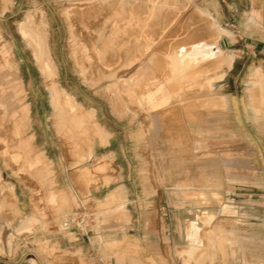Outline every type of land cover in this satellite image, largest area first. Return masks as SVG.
I'll list each match as a JSON object with an SVG mask.
<instances>
[{
    "label": "rangeland",
    "instance_id": "374dc122",
    "mask_svg": "<svg viewBox=\"0 0 264 264\" xmlns=\"http://www.w3.org/2000/svg\"><path fill=\"white\" fill-rule=\"evenodd\" d=\"M103 1L8 0L7 10L0 14V50L3 44L9 48L5 56L0 53V98L6 103L0 108V264H195L198 260L185 261L176 249L169 253L167 246L157 244L152 247L154 256L163 254L170 260H144L143 246L131 241L188 240L192 222L206 232H200L204 244L198 253L210 259L202 264H258L241 259L244 252L264 259V102L260 101L264 51L250 47L264 38L244 36L242 26L244 12L254 20L259 19L258 12L251 10L249 0H155L149 22L159 33L157 40L107 80L84 46L86 28L106 16L100 11ZM260 1L255 0V9ZM28 13L43 17L47 25L53 65L49 78L37 67L18 29ZM229 14L235 16L237 34L226 22ZM197 17L204 24L214 22L232 37H212L215 43L197 68L167 81L166 55L177 46L189 47L209 30V23L206 31L203 19ZM218 42L225 45L222 51ZM3 57L11 62L12 71L2 68ZM213 60L219 64L211 68L204 64ZM154 82H162L173 99L150 111L136 104L130 92L136 85L138 94L143 84L150 89ZM52 86L63 99L72 97L81 113L98 110L101 124L116 131L117 140L129 143L134 154L128 161L136 177L137 204L125 208L94 201L98 223L105 228L76 246H71L72 237L64 228L70 205L52 187L51 160L57 159L66 174L78 175L85 185L99 169L92 160L84 163L89 141L81 135L92 133L91 125L76 131L61 127L51 106ZM221 97L229 103H222ZM160 190L169 193L164 211L160 204L156 211ZM22 192L29 198L25 214L20 213ZM51 193L54 201L49 199ZM145 199L153 204L143 203ZM120 207L123 210L118 211ZM206 215L212 216L207 224ZM27 219L31 222L23 227ZM164 221L170 224L168 230L161 227Z\"/></svg>",
    "mask_w": 264,
    "mask_h": 264
},
{
    "label": "bare ground",
    "instance_id": "6f19581e",
    "mask_svg": "<svg viewBox=\"0 0 264 264\" xmlns=\"http://www.w3.org/2000/svg\"><path fill=\"white\" fill-rule=\"evenodd\" d=\"M6 1L8 0H0L1 15L7 10V6H5ZM103 2L104 4H102V8L100 9V11L102 10V12H106V16L104 14V17L101 18V21L94 25L90 24L91 26L89 25L86 28L88 29V32L85 35L86 44L84 43V46L87 49L86 51L89 52L91 56H93L95 62L98 63L99 68H101L102 78L112 80L115 77L118 68H120L122 65L128 66L130 62L133 61V58L135 57V55H137V53H141L142 55H144L145 52L148 51V48L152 46V44L157 40L156 38L159 33L154 30V25H151V23L149 22L151 20V15L155 12L157 2L155 0H105ZM9 4H11V2ZM99 12H96V14ZM202 15L205 17L204 19H209L207 15L203 13ZM200 18L198 19L197 17V21L200 20L201 22L203 18ZM204 19L202 22L203 24L201 26L204 28L206 27L205 29L207 31L208 27L205 24L209 23V30L206 33L203 32L205 33V35L202 39L192 41L189 47L182 45L177 46L175 49H172V51L166 55V66L169 72V77L167 78V81L177 77L178 75L187 73L193 68H197V65L203 62V59L208 56V47H212L215 43V40L212 39V37H232L226 32H224L221 28H219L214 22L210 21L204 24ZM18 29L23 39L26 41L28 47L32 49L37 67L41 70V72L46 78H49L53 74V65L49 56L50 49L47 40V25L45 23V20H43V17H34L31 13H28L24 21L19 23ZM71 35L73 37V33H71ZM217 44L219 51H222L225 45H223V43H221L220 45L219 42ZM1 49V55L5 56V54L8 53L9 48L6 44H3L1 46ZM145 56L143 58H145ZM3 59L4 60L1 64L2 68L6 69L7 72L12 71L14 68L11 65L9 59H6V57H3ZM228 61L232 63V57L228 56ZM204 64H207L211 68V66L215 67L216 65H218L219 61L213 60L212 62ZM80 73L85 81V71L80 68ZM257 73V71L254 72L255 77L257 76ZM157 79L159 80L158 77ZM114 87L115 85L113 84L109 85L106 89L108 91H112ZM134 87L130 92L131 99L140 106H146V108L150 111H156L166 107L169 104L170 100L173 99V97L165 91L162 82H154L152 84V88L150 89L143 84V86L140 87L138 94L135 93L136 88ZM15 89L16 86L11 88L12 95L16 92ZM260 91L262 93L260 94L262 95L260 96V101L264 102V85L261 83ZM220 100L222 103H225L227 101V98L221 97ZM50 101L52 108L56 112L54 117H56L58 123L60 122L61 127L67 128L69 126L72 131L73 128L74 131H76V127L80 128V126L88 120L87 118H79L76 116V110H74L75 108L70 103L67 97H65V99L61 97L56 86H52L50 89ZM203 102L205 104L206 101L204 100ZM216 102L218 103V101ZM5 104L6 103H3L0 98V108L3 109L5 107ZM199 104L201 105L202 103L199 102ZM217 106V108H219V105ZM184 117L187 118V116ZM102 216L105 217L104 215ZM206 222L209 223V218H205L204 223L206 224ZM203 230H205V228ZM200 232L201 229L198 226H196L195 224H190V227L187 230L188 240H192L193 242L195 240L196 244L198 242H201L203 240V236H201ZM205 233L206 232L202 233V235ZM191 247L193 246H189L186 249L182 250V254L187 260H192L193 258V260H195V254H193L190 250ZM196 257L200 258V260H198L196 264H202L204 260L207 261L210 259L207 254L202 252L196 254Z\"/></svg>",
    "mask_w": 264,
    "mask_h": 264
},
{
    "label": "crops",
    "instance_id": "0c3cea01",
    "mask_svg": "<svg viewBox=\"0 0 264 264\" xmlns=\"http://www.w3.org/2000/svg\"><path fill=\"white\" fill-rule=\"evenodd\" d=\"M251 10L258 12L259 19L254 20L246 16V13H243L242 17V26H243V35L249 37H260L264 38V1L259 2V8L255 9L253 5L256 4L255 0H249ZM230 18L226 19V22L230 27H232L233 33L237 34L238 30L236 29V19L233 14H229ZM253 21V22H252ZM248 29V30H247ZM254 51L262 52L264 51V40H258L256 44L250 46ZM70 103L73 105L76 110V116L79 118H87L88 120L83 123L80 127H83L87 124H90L92 127V133H88L87 136L84 134L81 135L83 140L89 141V146L87 150L89 153H86V160L84 163L96 162L99 172L92 174L88 178L87 185L82 184L78 179V175H68L66 174L62 167L61 162L57 159L51 160L52 166H54V171L52 173V187L54 192L62 193L65 195L66 200L70 205V209L65 211L66 221L65 229H68V236L72 237L71 246H76L79 244L85 243V240H90V236L94 235L96 231H101L105 228V225L99 224L98 219L94 210V201H97L99 204H114L120 205L124 204L125 208L131 205V203L137 204V184L136 177L132 176V168L128 160L131 159V155L134 156L132 152V146L126 141H118L117 133L114 130H111L105 124H101L102 115L98 110L93 109L86 113H81V106L78 105L72 97H68ZM225 103H229L227 101ZM94 134V135H93ZM36 142V133L32 131V144ZM126 145H128L126 147ZM36 148V147H33ZM128 149V151H126ZM83 164V163H81ZM120 164V165H118ZM197 176V175H196ZM158 193V192H157ZM179 195V194H178ZM145 197V195H142ZM160 202L156 203L157 207L160 204L161 211H164V207L168 209L169 207V193L167 190H160ZM24 195V192L20 193V213L25 214L27 212V200ZM50 201H54L55 194L51 193L49 196ZM153 204V200L147 201L146 199L143 203ZM118 211L123 210L122 207L117 209ZM179 212L182 209L178 210ZM79 212V213H78ZM80 214L83 218L81 224L73 223L70 221V218L73 214ZM209 218V222L212 219V216H205ZM31 222V219H27L23 223V227L27 226ZM163 223V222H162ZM195 224L196 223H190ZM188 226V229L190 227ZM207 224V222H206ZM170 224L167 221H164L162 228L168 230ZM180 222L178 223L177 229H181ZM188 239V237H187ZM65 240H69L65 238ZM97 240H103L101 236L97 237ZM140 246H143V255L142 259L144 260H161L167 262L170 260L168 257L163 256H154L153 245H160L163 248L167 246L168 252L171 249H176L179 253H182L183 249H186L189 246L193 254H198L200 248H203L204 240L196 244L192 240H131ZM261 240H259L260 242ZM195 246H194V245ZM104 248L107 247V244L102 245ZM106 249V248H105ZM82 252V249H80ZM181 251V252H180ZM182 257L185 256L182 254ZM194 259V258H193ZM192 259V260H193ZM243 261H258V264L264 259L261 257H253L250 254L246 255V252L243 253L241 257ZM191 259L187 260L190 261ZM200 260L199 257H195V260ZM196 264V263H195Z\"/></svg>",
    "mask_w": 264,
    "mask_h": 264
},
{
    "label": "built area",
    "instance_id": "2783aa9c",
    "mask_svg": "<svg viewBox=\"0 0 264 264\" xmlns=\"http://www.w3.org/2000/svg\"><path fill=\"white\" fill-rule=\"evenodd\" d=\"M79 213V212H78ZM82 216L80 214H73L70 218V221L73 223H78L79 225L81 224Z\"/></svg>",
    "mask_w": 264,
    "mask_h": 264
}]
</instances>
